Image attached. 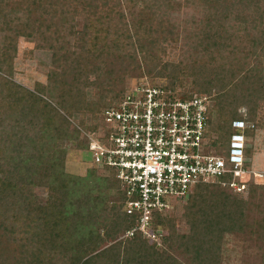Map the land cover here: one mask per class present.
I'll use <instances>...</instances> for the list:
<instances>
[{
    "label": "trees",
    "instance_id": "trees-1",
    "mask_svg": "<svg viewBox=\"0 0 264 264\" xmlns=\"http://www.w3.org/2000/svg\"><path fill=\"white\" fill-rule=\"evenodd\" d=\"M183 4L199 18L179 30L171 15ZM20 39L51 52L50 103L3 76ZM132 79L158 80L176 98L206 95L211 153H224L232 124L244 122L248 165L264 104V0H0V264H223L225 236L253 243L264 264V184L250 179L246 199L197 185L180 216L187 231L155 214L160 237L149 242L139 232L118 240L135 218L112 172L65 173L68 145L87 151L69 118L94 130ZM91 90L110 100L98 107Z\"/></svg>",
    "mask_w": 264,
    "mask_h": 264
},
{
    "label": "built area",
    "instance_id": "built-area-1",
    "mask_svg": "<svg viewBox=\"0 0 264 264\" xmlns=\"http://www.w3.org/2000/svg\"><path fill=\"white\" fill-rule=\"evenodd\" d=\"M208 105L206 95L176 98L144 80L101 113L99 128L87 136V150L94 168L113 173L125 196L123 212L135 218L123 239L139 232L157 242L154 215L170 213L169 198L183 201L197 185H220L243 196L247 182L262 177L246 164L244 122L232 124L223 156L209 151Z\"/></svg>",
    "mask_w": 264,
    "mask_h": 264
},
{
    "label": "rangeland",
    "instance_id": "rangeland-1",
    "mask_svg": "<svg viewBox=\"0 0 264 264\" xmlns=\"http://www.w3.org/2000/svg\"><path fill=\"white\" fill-rule=\"evenodd\" d=\"M199 18V12L195 10L190 5L183 4L182 7L175 10L171 15L172 22L178 27L179 30L185 28L190 20H197ZM180 54V52L178 53ZM174 55H170L169 59ZM11 72L10 75L5 74L3 76L7 77L10 82L19 84L23 88L36 92L41 97L50 103V99L47 96L45 87L47 86V76L51 70V52L41 51L35 47L34 42L27 41L25 39H20L17 44V53L12 62L10 63ZM145 79H132L127 81V91L131 89L135 84L144 81ZM147 80V79H146ZM145 80V81H146ZM149 80V79H148ZM150 81V80H149ZM158 80H151V83H159ZM91 98L97 102L98 107H102L106 102L110 100V94L107 92L99 93L97 90H91ZM1 95L5 98L6 94L4 91ZM54 103H52L53 105ZM58 108V107H57ZM1 113V112H0ZM60 114L66 115V112L60 111ZM239 113L245 117V109H241ZM2 115V113H1ZM96 115H94L95 117ZM97 117V116H96ZM1 118H3L1 116ZM71 127L77 129L80 134V141L88 145L87 136L92 132H96L99 128V118L95 120L94 125L97 124V128L94 130H86V125H89V120L84 118V127H80L78 119L69 118ZM259 126L255 132L254 137L248 139L247 144L251 148V154L249 157L248 165L250 170L255 174H261V178H256L254 183L264 184V104L261 105V109L258 113ZM7 120L5 119L4 125H6ZM2 127L0 126V137L2 136ZM3 139L0 138V142ZM67 155L65 158V173L74 178H85L87 172L92 170L94 167L90 161V156L88 150L76 149L74 145L69 144L67 147ZM223 153H218V156H223ZM96 169V168H95ZM105 173L111 172L109 170H100ZM106 175V174H105ZM44 189H37L35 193L39 197H43ZM242 199H246L248 194L239 195ZM116 192H110V201H116ZM187 199L183 201H176L173 198H169V202L174 209L169 213L176 219V226L179 233H185L187 227L184 221L180 218L183 213L184 203ZM121 236H118V240H121ZM223 264H255L258 262V258L255 256V248L253 243L248 242L244 237L241 236H225L223 240Z\"/></svg>",
    "mask_w": 264,
    "mask_h": 264
}]
</instances>
